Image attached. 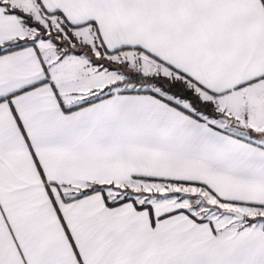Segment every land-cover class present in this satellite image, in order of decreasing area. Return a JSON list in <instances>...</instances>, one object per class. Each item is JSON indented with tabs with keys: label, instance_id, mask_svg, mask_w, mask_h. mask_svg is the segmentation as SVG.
Returning <instances> with one entry per match:
<instances>
[{
	"label": "snow or ice",
	"instance_id": "obj_1",
	"mask_svg": "<svg viewBox=\"0 0 264 264\" xmlns=\"http://www.w3.org/2000/svg\"><path fill=\"white\" fill-rule=\"evenodd\" d=\"M0 264H264V0H0Z\"/></svg>",
	"mask_w": 264,
	"mask_h": 264
}]
</instances>
